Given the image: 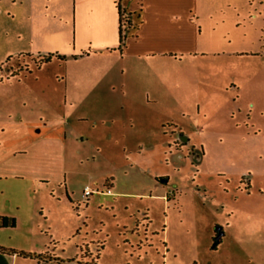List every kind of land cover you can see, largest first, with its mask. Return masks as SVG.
<instances>
[{"label": "crops", "instance_id": "crops-1", "mask_svg": "<svg viewBox=\"0 0 264 264\" xmlns=\"http://www.w3.org/2000/svg\"><path fill=\"white\" fill-rule=\"evenodd\" d=\"M119 3L130 20V33L117 50L115 0H0V15L5 14L8 18L4 39L9 45H18V50L24 52L16 54L12 64L9 63L10 57L2 62L0 58V70L2 66L8 70L3 79L11 81L19 71L32 73V69L42 68L52 59L65 67L62 76L44 81L46 86L32 88L40 80L36 75L21 79L28 93L26 99L30 96L47 99L50 96L56 100L53 104L58 102V106L52 105L54 114L48 118L41 121L39 117L35 124L29 121V126L20 129L17 138L0 134V180L17 176L11 172V155L17 152L12 147L23 146L24 153L28 154L27 148H30V156L35 160L48 158L51 154L61 169L58 175L38 180L40 177L29 173L27 179H30L31 187L38 184L35 189L40 193L52 184L49 190L52 201H60L64 194L70 202L73 193L66 178V140L71 134L75 137V123H89L92 129L96 124L104 123L107 110L94 111L93 116L89 103H86L92 95L100 99L102 90L116 95L119 100L116 107L121 114L125 110L132 113L140 107L141 98L145 103L160 101L163 106L173 105L183 114L189 108L186 104L188 86L193 85L197 100L191 104L189 114L208 115L199 126H195L196 132L223 127L240 131L239 137L248 140L262 136L264 0H120ZM17 17L20 18L19 29L15 22ZM49 54L47 61H39ZM55 55L63 57L59 59ZM69 62L78 69H71L73 71L69 73ZM18 63L26 64L23 69H18ZM86 67H99L101 74L88 76ZM148 67H153L151 74L137 75L134 72L148 70ZM114 68L119 71L116 77L110 74ZM49 89L52 90L50 95ZM115 90L117 94H114ZM219 94L224 97L223 101L212 110L205 108L208 101L220 97ZM84 100L89 108L85 106L78 110V103ZM74 105L77 107L70 108ZM213 118L218 119L213 123ZM10 121L1 123L7 125ZM167 122L170 123H165L166 126L178 133L175 140L191 142L172 119ZM206 138L208 135L202 134L200 143ZM241 172L249 182L247 168ZM160 178L153 175L152 187L166 182ZM36 181L40 182L36 184ZM115 185L114 176H108L105 187L110 188V193L105 194L110 195ZM33 187L32 194L35 192ZM174 190L169 196H173ZM2 194L4 189L0 187ZM40 211L42 213V208ZM144 211L140 213L142 217L130 215L125 224L116 222L117 236L110 244L106 240L108 234L103 231H99L102 239H86V234L75 238L79 228L74 225L60 222V228L52 230L43 221L47 215L44 214L43 219L31 218L26 228L28 247L13 249L9 245L10 249H7L0 240V264H78L76 259L82 251L89 255V264H133L140 257L139 249L146 241L143 227L147 226L148 219L147 210ZM1 216H13L14 225L20 221L17 214L6 210L2 203ZM13 226H0V235L2 228ZM140 228L143 229L141 233ZM45 233L52 242L47 243Z\"/></svg>", "mask_w": 264, "mask_h": 264}, {"label": "rangeland", "instance_id": "rangeland-1", "mask_svg": "<svg viewBox=\"0 0 264 264\" xmlns=\"http://www.w3.org/2000/svg\"><path fill=\"white\" fill-rule=\"evenodd\" d=\"M7 19L5 14L0 15V58L2 62L10 57L9 63L12 64L15 55L24 52L18 50V45H9L5 41ZM15 22L19 29L20 18L17 17ZM25 64L18 63V69ZM68 64L69 73H72L71 69H78L72 65L74 63ZM148 68L134 72L137 75L151 74L153 67ZM64 70L63 65L52 59L42 68L32 69V73L19 71L11 81H5L3 78L8 70L2 66L0 134L17 138L20 129L29 126V121L35 124L39 117L42 121L53 115L52 105L58 106V102L53 104L56 100L50 96L47 99L31 96L26 99L28 93L21 79L36 75L40 80L32 88L46 86L44 81L62 76ZM85 72L88 76L101 74L99 67H86ZM110 74L116 77L119 71L114 68ZM188 88L186 104L190 108L197 98L195 87ZM49 91L50 95L52 90ZM101 94L100 99L92 95L86 103H89L93 116L94 111L107 110L104 123L96 124L93 129L89 123H75V131H72L77 136L71 134L66 140V178L73 193L70 202L64 194L60 201H52L49 191L52 184H47L43 193L37 191L40 181L32 186L36 188L34 194L30 192L32 187L27 174L32 173L40 177L38 180H43L42 177L56 176L61 171L51 158L53 155L35 160L30 156V148H27L28 154L24 153L23 146L12 147L17 152L11 155V172L17 176L0 180V187L4 189L0 203L6 210L15 212L20 221L13 227L1 229L0 240L4 247H28V221L43 219L44 214L47 217L43 221L52 230L60 228V222H64L79 228L75 238L86 234V239L92 237L95 240L103 238L99 232L103 231L108 234L106 240L110 244L117 236L116 222L125 224L130 215L142 217L140 213L146 209L148 224L143 227L146 241L139 249L140 257L133 264H264V130L262 136L253 140L239 137L241 132L238 130L223 127L198 133L195 126H199L208 115L189 114V108L181 114L173 105L163 106L160 101L141 102L145 100L143 98L139 102L141 106L132 113L125 110L121 114L116 107L119 102L116 95L104 90ZM114 94H117L116 90ZM219 95L209 100L205 108L212 110L220 104L224 97ZM83 103L85 100L78 103V107L70 108H89ZM8 119L11 121L7 125L1 123ZM110 119L113 121L109 124ZM170 119L191 142L181 145L180 140H175L177 131L165 124L170 123L167 122ZM217 119L213 118L212 122ZM160 120L162 124L158 123ZM202 134H207L208 138L199 146ZM215 134L219 136L215 137ZM121 135L123 140H120ZM246 168L249 182L241 172ZM154 174L166 182L152 187ZM108 176H114L116 182L110 195L103 192ZM84 185L100 192L81 198ZM173 189L176 191L171 197L169 193ZM143 229L140 228L139 233ZM214 231H220L221 235L214 236ZM48 236L45 233L47 243L51 241ZM76 262L89 264L87 252L82 251Z\"/></svg>", "mask_w": 264, "mask_h": 264}, {"label": "trees", "instance_id": "trees-1", "mask_svg": "<svg viewBox=\"0 0 264 264\" xmlns=\"http://www.w3.org/2000/svg\"><path fill=\"white\" fill-rule=\"evenodd\" d=\"M115 6H116V11H117V17H118V44L116 46V49L119 50L120 49V46L123 45V41H124V38L126 37V35L128 34V31H129V26H130V20L128 18V15L125 14V16H123V13L124 10L123 8H121L120 6V3L115 0ZM263 41H264V36H263ZM57 58L61 59L63 56H59V55H55ZM50 57V54L49 55H46L45 57L41 58L39 61H47ZM39 61L36 62L39 63ZM23 69V68H22ZM24 69H26L24 67ZM17 71H19L18 69H16ZM15 71V73L17 72ZM11 75V74H9ZM14 225V218L12 217H4V216H1L0 217V226H13ZM217 235H221V232L220 231H214V236H217ZM21 254H23L22 252H20Z\"/></svg>", "mask_w": 264, "mask_h": 264}, {"label": "built area", "instance_id": "built-area-1", "mask_svg": "<svg viewBox=\"0 0 264 264\" xmlns=\"http://www.w3.org/2000/svg\"><path fill=\"white\" fill-rule=\"evenodd\" d=\"M97 192H100V191L98 189H90L87 186H84L83 189H82L81 196L83 198H86L88 195H90L92 193H97ZM103 192L106 193V194H109L110 193V188L105 187ZM169 194H171V192ZM166 198H167V196H166Z\"/></svg>", "mask_w": 264, "mask_h": 264}, {"label": "flooded vegetation", "instance_id": "flooded-vegetation-1", "mask_svg": "<svg viewBox=\"0 0 264 264\" xmlns=\"http://www.w3.org/2000/svg\"><path fill=\"white\" fill-rule=\"evenodd\" d=\"M180 142V141H179ZM179 142H177V143H179ZM179 144H181V145H185V143L184 142H180Z\"/></svg>", "mask_w": 264, "mask_h": 264}, {"label": "water", "instance_id": "water-1", "mask_svg": "<svg viewBox=\"0 0 264 264\" xmlns=\"http://www.w3.org/2000/svg\"><path fill=\"white\" fill-rule=\"evenodd\" d=\"M165 180H163V182H164Z\"/></svg>", "mask_w": 264, "mask_h": 264}]
</instances>
